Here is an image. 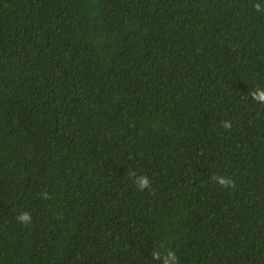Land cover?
<instances>
[{
	"label": "trees",
	"instance_id": "16d2710c",
	"mask_svg": "<svg viewBox=\"0 0 264 264\" xmlns=\"http://www.w3.org/2000/svg\"><path fill=\"white\" fill-rule=\"evenodd\" d=\"M257 87L264 0H0V264H264Z\"/></svg>",
	"mask_w": 264,
	"mask_h": 264
},
{
	"label": "clouds",
	"instance_id": "9594fccd",
	"mask_svg": "<svg viewBox=\"0 0 264 264\" xmlns=\"http://www.w3.org/2000/svg\"><path fill=\"white\" fill-rule=\"evenodd\" d=\"M255 8L257 11L261 10V5L257 3L255 5ZM251 97L253 100L264 103V88L257 87L253 92L251 93ZM231 122L225 121L223 123V127L226 129L231 128ZM135 176V174H133ZM212 179L221 187H234V181L229 178L222 175H216L213 176ZM134 183L137 185V187L141 190L145 189L146 187L150 186V180L147 176H135ZM17 219L21 223H28L31 221V214L27 211L20 212L17 216ZM152 258L159 262V264H177L178 257L173 250H164L163 254L161 251L154 250L152 252Z\"/></svg>",
	"mask_w": 264,
	"mask_h": 264
}]
</instances>
